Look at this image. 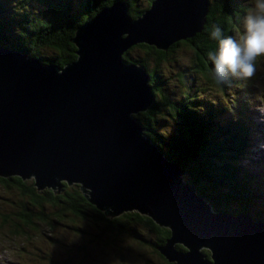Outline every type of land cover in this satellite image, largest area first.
<instances>
[{"label": "water", "instance_id": "1", "mask_svg": "<svg viewBox=\"0 0 264 264\" xmlns=\"http://www.w3.org/2000/svg\"><path fill=\"white\" fill-rule=\"evenodd\" d=\"M129 9L117 1L78 27L65 67L0 47V178L33 180L39 193L76 184L109 219H151L170 234L157 248L169 264H264V221L214 211L135 117L155 93L124 54L193 39L208 0H154L137 19Z\"/></svg>", "mask_w": 264, "mask_h": 264}, {"label": "trees", "instance_id": "2", "mask_svg": "<svg viewBox=\"0 0 264 264\" xmlns=\"http://www.w3.org/2000/svg\"><path fill=\"white\" fill-rule=\"evenodd\" d=\"M117 1L129 4L130 16L137 19L154 0H148V5L141 10L137 9L138 0H0V47L37 58L46 65L65 67L77 59L76 46L71 41L77 28ZM239 1L243 0H208L206 24L193 39L178 42L166 52L138 44L132 46L123 59L129 64L146 67L155 93V104L146 113L135 117L166 157L185 170L186 181L196 187L198 194L209 202L214 211L234 215L245 213L257 221H264L263 181L251 177L239 164L242 157L247 158L251 144L246 125L232 118L216 121L210 114L214 112L205 110L203 113L196 101L173 102L164 93V85L157 72L149 67L151 60L159 65L181 43H187L195 52L198 63L194 67L198 73L204 76L214 74L208 53L218 48L219 41L210 39L209 34L214 26L222 29L220 39L242 34L241 24L249 5H242ZM46 50L51 51V55L45 54ZM135 50L142 52L144 57L131 56L130 52ZM262 60L257 57L254 65ZM170 117L174 121L170 133H158V118L167 121ZM0 184L5 191L16 195L7 200L10 209L0 212V225L10 228L11 235H27L29 229L41 225L53 227L67 219L75 225L70 228L80 231L75 224L77 219L91 218L99 224L95 234L99 240L115 235L117 231L123 234L131 223L141 224L158 235L154 245L156 249L163 246L170 236L166 229H160L151 219L136 212L116 219L105 217L88 202L76 184L69 186L64 183L58 194L50 189L39 193L33 180L24 181L16 176L0 178ZM177 249L184 251L181 246ZM70 257L68 255L64 261L51 258L48 264H69Z\"/></svg>", "mask_w": 264, "mask_h": 264}, {"label": "rangeland", "instance_id": "3", "mask_svg": "<svg viewBox=\"0 0 264 264\" xmlns=\"http://www.w3.org/2000/svg\"><path fill=\"white\" fill-rule=\"evenodd\" d=\"M243 1L239 2L242 5L248 4L249 8L252 6V0ZM137 5V9L141 10L148 5V0H138ZM241 27L242 34H234L232 37L242 44L243 23ZM190 47L187 43H181L161 64L156 65L151 60L150 69L157 72L159 81L164 85V93L173 102L185 99L196 101L203 113H206L205 110L216 113H210L216 121L229 120L232 116L230 95L234 91L239 94L238 99H242L241 105H245L247 101L252 106L249 112L250 128L247 131H250L252 144L249 145L247 158L242 157L239 164L251 177L261 179L264 184V56L259 57L263 62L255 65L256 71L251 78L242 79L226 72L219 81L214 78V74L205 75L206 78L198 73L194 67L198 63L195 52ZM44 52L51 55L49 50ZM130 55L144 57L137 50L131 51ZM139 66L147 71L143 65ZM249 84L254 90V96L247 91ZM170 118L167 121L158 118V133L165 134L171 130L174 121ZM14 196L16 195L5 191L0 184V212L10 209L7 200L15 198ZM75 224L80 231L70 228L74 223L67 219L60 224L55 223L53 227L41 225L36 229H29L28 234L22 236L13 235L14 233L11 235L10 228L0 225V264H48L51 258L64 261L68 255L71 256L69 264H164L153 254L156 248L150 246L158 239L157 235L150 233L142 225L131 223L123 234L99 240L95 237L99 226L97 222L87 218L77 219ZM141 239L145 240V245L139 244L142 243L139 241ZM202 252L207 258L210 256L208 250L204 249Z\"/></svg>", "mask_w": 264, "mask_h": 264}, {"label": "clouds", "instance_id": "4", "mask_svg": "<svg viewBox=\"0 0 264 264\" xmlns=\"http://www.w3.org/2000/svg\"><path fill=\"white\" fill-rule=\"evenodd\" d=\"M244 36L241 44L232 36L220 39L222 29L214 26L209 36L219 41L218 48L208 53L214 65V78L222 79L227 73L238 78H251L254 61L264 56V0H252V6L243 19Z\"/></svg>", "mask_w": 264, "mask_h": 264}, {"label": "flooded vegetation", "instance_id": "5", "mask_svg": "<svg viewBox=\"0 0 264 264\" xmlns=\"http://www.w3.org/2000/svg\"><path fill=\"white\" fill-rule=\"evenodd\" d=\"M116 219V218H115ZM141 225V224H140ZM147 231H149L150 233H153L152 231H150L147 227H144ZM153 234H155V233H153ZM113 235V234H112ZM117 235H121V234H119V233H115V236H117ZM132 236H133V234H131ZM156 235V234H155ZM105 237V236H104ZM104 237H102V239H100V240H103L104 239ZM106 237H109V236H106ZM157 238H158V235H157ZM140 242H142V243H139L140 245H145V240H139ZM156 241H158V239H156ZM156 241H154V243H151L150 244V246H152V244H153V246L156 244ZM147 242V241H146ZM153 254L154 255H156L160 260H162V262L164 263V264H167V262H166V260L159 254V252L157 251V249L155 250V252H153Z\"/></svg>", "mask_w": 264, "mask_h": 264}, {"label": "bare ground", "instance_id": "6", "mask_svg": "<svg viewBox=\"0 0 264 264\" xmlns=\"http://www.w3.org/2000/svg\"><path fill=\"white\" fill-rule=\"evenodd\" d=\"M260 133H261V130H260ZM151 139V138H150ZM196 188V187H195ZM204 188V187H203ZM160 229H165V228H160Z\"/></svg>", "mask_w": 264, "mask_h": 264}]
</instances>
